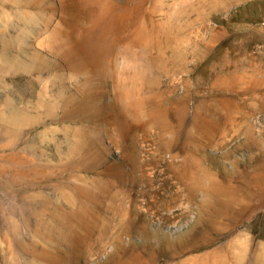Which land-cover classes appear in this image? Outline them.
Returning <instances> with one entry per match:
<instances>
[{"label":"rangeland","instance_id":"obj_1","mask_svg":"<svg viewBox=\"0 0 264 264\" xmlns=\"http://www.w3.org/2000/svg\"><path fill=\"white\" fill-rule=\"evenodd\" d=\"M0 264H264V0H0Z\"/></svg>","mask_w":264,"mask_h":264},{"label":"bare ground","instance_id":"obj_2","mask_svg":"<svg viewBox=\"0 0 264 264\" xmlns=\"http://www.w3.org/2000/svg\"><path fill=\"white\" fill-rule=\"evenodd\" d=\"M159 119V118H158ZM167 122V121H166ZM165 123V122H164ZM121 191V190H120ZM144 191V190H143ZM119 196V195H118ZM122 204V203H121ZM125 204V203H124ZM115 205V204H114ZM120 205V204H119ZM121 207H122V205H121ZM131 207V206H130ZM129 208V207H128ZM116 209V208H115ZM117 210H118V208H117ZM124 211V210H123ZM112 212H113V210H112ZM119 213V212H118ZM116 214V213H115ZM125 215V214H124ZM122 216H123V214H122ZM117 217H119V216H117ZM112 218V217H111ZM115 219V218H114ZM126 219V218H125Z\"/></svg>","mask_w":264,"mask_h":264}]
</instances>
